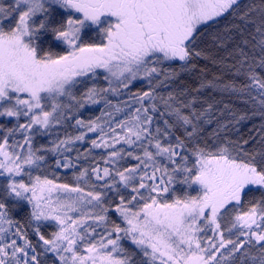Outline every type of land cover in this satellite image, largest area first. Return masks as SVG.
Here are the masks:
<instances>
[{
    "label": "snow or ice",
    "instance_id": "6c2138e0",
    "mask_svg": "<svg viewBox=\"0 0 264 264\" xmlns=\"http://www.w3.org/2000/svg\"><path fill=\"white\" fill-rule=\"evenodd\" d=\"M225 16L213 39L232 79L183 87L194 60L215 62L196 47L200 27ZM205 89L264 117V0H0V118L15 121L0 123V264H47L48 253L52 264H264V124L259 149L222 139L248 114L202 102ZM37 135L56 138L36 146ZM59 169L76 170L74 184L58 183ZM9 198L31 206L24 224ZM43 221L58 231L47 237Z\"/></svg>",
    "mask_w": 264,
    "mask_h": 264
},
{
    "label": "trees",
    "instance_id": "16d2710c",
    "mask_svg": "<svg viewBox=\"0 0 264 264\" xmlns=\"http://www.w3.org/2000/svg\"><path fill=\"white\" fill-rule=\"evenodd\" d=\"M252 2V0H241L242 4H247ZM256 3H259V0H255ZM232 18L229 16H225L224 18L220 19L217 23H209L206 26L200 27V36L198 37L196 47L197 49H202L206 53H208L211 57L215 58V62H213V59H205V58H198L193 61V63L196 64L195 71L191 72H184L181 74L180 80L178 83L182 82V86L188 89H194L201 81H207V80H213L214 78H219L224 81H228L232 79V73L229 72L228 68L226 67V64L224 62V58L227 56V51L223 48H217L214 42V35L217 32H223L226 26H231ZM249 31H252V29H249ZM232 45L230 44L228 46V50H231ZM53 52H57L60 54H63V48L62 47H56L53 46L51 49ZM228 63H231V61H228ZM175 66V65H174ZM178 67V66H177ZM101 83L103 84V81L101 80ZM142 82H135L133 86V91H136L142 87ZM162 93H166L167 89H161ZM113 101L116 102V98L112 97ZM121 100L126 99V97H120ZM247 99V97H245ZM201 101H206L207 103H212L215 105L216 109H223L224 105L227 104L231 108L232 111H236L237 113H247L248 119L242 121L238 125L232 126L229 125V129L226 132L221 133L222 139H227L231 141H238V140H250L249 148L250 149H259L261 147L259 141V135H260V127L262 124H264V117H261L258 113L256 115H253L252 113L255 111L253 105L251 102L244 103L241 98L234 96V95H228L225 93H221L218 91H214L212 89H205L201 94ZM102 105L100 106H92L89 108H86L82 110V115L85 120L90 118H95L96 116L100 115V109ZM217 116L220 115V112L217 111L215 113ZM118 118H123L122 116ZM222 121L230 120V116L228 115V112L225 110L224 115L221 118ZM23 122V120L21 121ZM0 123L7 124L8 127H11L15 121H12L11 123H8L4 118H0ZM207 132L205 133V136L203 139L207 141L209 144H211L214 140V137H212L210 134L212 132V129L215 127V125L206 126ZM65 132V129L58 128L54 130V133H58L60 137H63ZM67 132L75 135L76 130L73 128H67ZM3 135V132L0 131V136ZM95 134H89L88 139L94 138ZM255 137V140H252L251 138ZM56 138V135H37L34 140V144L36 146L40 145H48L50 146V141ZM17 140H21L22 137L17 134L15 137ZM11 143V141H10ZM89 147V144L87 142L81 144L77 143L74 146L75 148H79L81 152L84 151L85 148ZM103 154V150L97 149L93 152V156L96 158H99L100 155ZM65 155L75 157L76 152L73 150L70 153H65ZM49 164H52V161L56 158L49 154ZM92 158H89V161L87 163H91ZM121 164L127 165V164H134L135 161H121ZM80 166H85L86 162L84 160L79 161ZM73 171L76 170H65V169H59L57 170L58 173V183H69L74 184V177L72 175ZM53 178V177H49ZM25 182H28V177H23ZM6 183V177L0 176V187L3 186V184ZM183 187L184 186H177V194H183ZM195 194V193H193ZM256 197H259V193H255ZM16 202L9 198L6 201V204L8 205V212L9 216L14 220L18 221L21 224H24L26 221L27 216L30 214L31 206L28 205L26 202H20L19 205L16 207H13V204ZM113 218H115L113 216ZM5 228L8 227L7 224L4 225ZM29 234V239H31L34 243L36 242L37 238L32 233L31 229H27ZM41 231L47 236L50 237L51 234L55 231H58V227L55 223L50 222H42ZM100 231V229H98ZM125 245V247H132L130 245V242L128 241H122ZM42 259H45L47 261V264H52L53 261H55V257L52 253H48L46 257H43ZM56 264H59L58 261H56Z\"/></svg>",
    "mask_w": 264,
    "mask_h": 264
},
{
    "label": "rangeland",
    "instance_id": "374dc122",
    "mask_svg": "<svg viewBox=\"0 0 264 264\" xmlns=\"http://www.w3.org/2000/svg\"><path fill=\"white\" fill-rule=\"evenodd\" d=\"M17 150H19V149H17ZM17 179H20V177H17ZM53 195L55 196L56 194L54 193ZM60 195H68V194L61 193ZM72 195H74V194H72ZM43 222H50L51 224L55 223V221H43Z\"/></svg>",
    "mask_w": 264,
    "mask_h": 264
}]
</instances>
